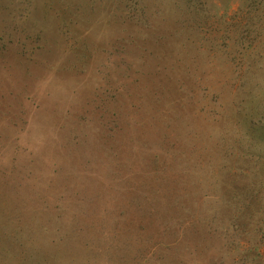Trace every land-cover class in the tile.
<instances>
[{"label": "rangeland", "instance_id": "rangeland-1", "mask_svg": "<svg viewBox=\"0 0 264 264\" xmlns=\"http://www.w3.org/2000/svg\"><path fill=\"white\" fill-rule=\"evenodd\" d=\"M264 0H0V264H264Z\"/></svg>", "mask_w": 264, "mask_h": 264}, {"label": "trees", "instance_id": "trees-1", "mask_svg": "<svg viewBox=\"0 0 264 264\" xmlns=\"http://www.w3.org/2000/svg\"><path fill=\"white\" fill-rule=\"evenodd\" d=\"M263 231H264V229H263ZM263 237H264V235H263Z\"/></svg>", "mask_w": 264, "mask_h": 264}]
</instances>
